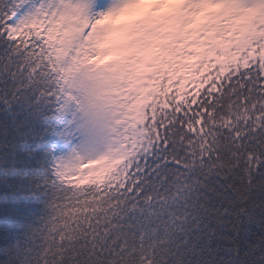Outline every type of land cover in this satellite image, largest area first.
<instances>
[{
  "label": "snow or ice",
  "instance_id": "1",
  "mask_svg": "<svg viewBox=\"0 0 264 264\" xmlns=\"http://www.w3.org/2000/svg\"><path fill=\"white\" fill-rule=\"evenodd\" d=\"M0 264H264V0H0Z\"/></svg>",
  "mask_w": 264,
  "mask_h": 264
},
{
  "label": "trees",
  "instance_id": "2",
  "mask_svg": "<svg viewBox=\"0 0 264 264\" xmlns=\"http://www.w3.org/2000/svg\"><path fill=\"white\" fill-rule=\"evenodd\" d=\"M40 211H41V206L39 204H37L34 208V213L35 215H40Z\"/></svg>",
  "mask_w": 264,
  "mask_h": 264
}]
</instances>
